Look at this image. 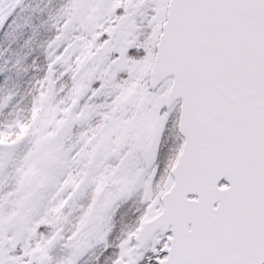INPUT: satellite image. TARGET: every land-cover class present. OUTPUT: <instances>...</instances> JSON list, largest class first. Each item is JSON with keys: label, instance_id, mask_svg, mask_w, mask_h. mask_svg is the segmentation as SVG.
Here are the masks:
<instances>
[{"label": "snow or ice", "instance_id": "obj_1", "mask_svg": "<svg viewBox=\"0 0 264 264\" xmlns=\"http://www.w3.org/2000/svg\"><path fill=\"white\" fill-rule=\"evenodd\" d=\"M17 8L0 264H264V0Z\"/></svg>", "mask_w": 264, "mask_h": 264}, {"label": "rangeland", "instance_id": "obj_2", "mask_svg": "<svg viewBox=\"0 0 264 264\" xmlns=\"http://www.w3.org/2000/svg\"><path fill=\"white\" fill-rule=\"evenodd\" d=\"M6 2H10L13 5H15L16 3H18V0H6ZM19 14H20L19 8H17L12 15L7 16L6 19L0 20V43H3L6 40V38L11 34L16 23V18L19 16ZM0 19H2V17H0ZM17 26L19 27L20 25ZM41 66L43 67L42 59L37 67V71L41 69ZM6 74H7L6 72L0 73V80H2ZM22 82L23 79L21 80V83Z\"/></svg>", "mask_w": 264, "mask_h": 264}]
</instances>
